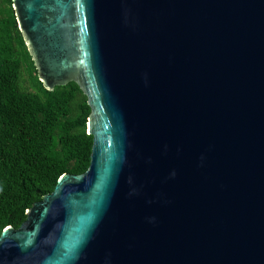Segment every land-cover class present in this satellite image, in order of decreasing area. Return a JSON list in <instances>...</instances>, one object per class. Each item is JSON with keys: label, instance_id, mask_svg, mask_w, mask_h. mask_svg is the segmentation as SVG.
<instances>
[{"label": "water", "instance_id": "1", "mask_svg": "<svg viewBox=\"0 0 264 264\" xmlns=\"http://www.w3.org/2000/svg\"><path fill=\"white\" fill-rule=\"evenodd\" d=\"M11 1L93 144L0 264H264V0Z\"/></svg>", "mask_w": 264, "mask_h": 264}, {"label": "trees", "instance_id": "2", "mask_svg": "<svg viewBox=\"0 0 264 264\" xmlns=\"http://www.w3.org/2000/svg\"><path fill=\"white\" fill-rule=\"evenodd\" d=\"M90 107L75 82L48 91L18 27L11 0H0V234L63 173H84L93 137Z\"/></svg>", "mask_w": 264, "mask_h": 264}]
</instances>
